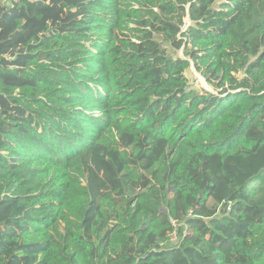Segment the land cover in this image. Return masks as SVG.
<instances>
[{"label":"trees","instance_id":"obj_1","mask_svg":"<svg viewBox=\"0 0 264 264\" xmlns=\"http://www.w3.org/2000/svg\"><path fill=\"white\" fill-rule=\"evenodd\" d=\"M0 264H264V0H0Z\"/></svg>","mask_w":264,"mask_h":264},{"label":"rangeland","instance_id":"obj_2","mask_svg":"<svg viewBox=\"0 0 264 264\" xmlns=\"http://www.w3.org/2000/svg\"><path fill=\"white\" fill-rule=\"evenodd\" d=\"M180 54L182 55V50L180 51ZM187 75L189 77L190 84L195 88L214 91L213 87L207 83L205 78L196 70L194 66H191L187 72Z\"/></svg>","mask_w":264,"mask_h":264},{"label":"built area","instance_id":"obj_3","mask_svg":"<svg viewBox=\"0 0 264 264\" xmlns=\"http://www.w3.org/2000/svg\"><path fill=\"white\" fill-rule=\"evenodd\" d=\"M170 237H171L170 239H171L172 242H174V243L177 242V236H176V233L171 234Z\"/></svg>","mask_w":264,"mask_h":264}]
</instances>
